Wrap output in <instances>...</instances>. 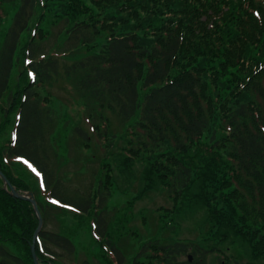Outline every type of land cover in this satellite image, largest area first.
<instances>
[{
    "label": "trees",
    "instance_id": "16d2710c",
    "mask_svg": "<svg viewBox=\"0 0 264 264\" xmlns=\"http://www.w3.org/2000/svg\"><path fill=\"white\" fill-rule=\"evenodd\" d=\"M48 24L62 28L46 52ZM0 28V171L35 197L15 166L26 163L41 179L40 264L75 262L73 242L45 227L52 208H70L94 228L105 264H210L212 254L217 264H264V0H0ZM58 77L78 91L82 123L95 134L61 126L52 97L41 94ZM108 114L125 136L112 133ZM71 134L104 156L87 191L73 196L61 169L84 158L59 153L67 154ZM116 163L142 168L146 193L154 185L167 193L175 209L159 216L162 224L175 228L180 210L201 206L205 225H196V242L134 234L141 247L128 261L125 219L112 223L108 210ZM38 226L33 205L13 197L0 176V264H35ZM233 241L253 258L219 248Z\"/></svg>",
    "mask_w": 264,
    "mask_h": 264
},
{
    "label": "rangeland",
    "instance_id": "374dc122",
    "mask_svg": "<svg viewBox=\"0 0 264 264\" xmlns=\"http://www.w3.org/2000/svg\"><path fill=\"white\" fill-rule=\"evenodd\" d=\"M4 8L6 7L4 6ZM15 11L16 9L12 8V11L10 14H8V17L2 21L3 30H7L10 27ZM7 12L9 13L8 10ZM45 28L48 30V36L42 44L45 48V51L49 52L54 50L53 47L59 40L56 39V34H58L59 30L62 28V25H59L54 30L53 26H49V24L48 26H45ZM17 64L18 67L14 73V81H16L18 72L20 70V61H18ZM42 91L43 92L41 94H46V96L49 95L52 97V102L50 105L53 109V113L61 123L65 122L64 125L61 126L65 127L67 123H71L72 125H81L88 129L92 135L93 132L91 125L89 123L87 124V122L82 123L81 119H83L84 113L82 108L83 103L80 98L81 96L70 81L65 78L58 77L50 85H47ZM107 116L110 118V122L112 124V133L118 138L125 136V130L123 129L124 127L119 121V118L113 114H108ZM67 118H69L68 121H66ZM64 131L65 130H62L63 135L65 133ZM66 144V142L63 144L64 149H67L66 155H64L63 152L59 150L62 159L67 158L78 160L84 158V161L82 162L81 160V162L78 164H76L75 161H72L68 164L67 168L63 167L61 171L64 173V177H67V175L69 176V181H67L70 183H66L67 188L70 190L69 194L71 196H73V193L76 192L83 194L87 191L94 176L93 174H95L94 172L97 171V169L100 171V166L104 157L102 151L103 148L101 149L98 147V152H96L97 148L90 151L86 150L83 147V144H81L79 140H76L72 134L71 140L67 145ZM94 152H96L98 161H94V159L91 158V154ZM56 161L60 163V160ZM50 163H52L55 173L57 172L59 175V171H57L58 165L54 163L53 159H51ZM112 165H114V163H112ZM16 167H18V171L21 172V174L25 176L26 179H28L27 181L36 191V197L32 191L28 192L19 190V192L32 193L35 199H40L41 203L47 201V195L43 190L41 179L39 178L35 169L26 163L21 162L17 163L15 168ZM81 168L83 170H80ZM114 169H118L119 174L114 180V186L111 190V197L108 201V210L112 223L117 220L119 215L125 219L123 224L126 231L128 233L130 232V234L126 233L124 237L128 243V248L126 245L121 246V248L124 251L128 261L133 260L135 253H137L138 249L141 247V244L135 241L134 234L138 236L140 241H148L150 239L156 238L168 242L196 240V225L199 229H204L203 226L205 225V210L202 209L201 206H192V210H180L179 215L176 217L178 224H175L177 226L175 228H172V225L169 226L170 224L168 222L162 224L159 216L164 215V212L166 211L171 212L169 213V216L173 215L175 209L173 202L169 199L163 188L160 187V185H154L151 188V191L146 193L143 190L144 186L142 183L144 182L143 179L145 175L142 174V168L140 167L134 169L133 172L132 170L129 171V169L124 168L122 164L116 163ZM41 197H43V199ZM57 205L58 204L56 203L55 206ZM51 210L54 211V213L47 215L45 227L47 230L68 237L73 242L76 250L74 264H83L85 261H89L92 264H105L100 255V247L95 242V240H97V236L94 228L92 226L89 227L86 223L87 221L80 222L75 217L73 210H70L69 208H65L63 211L62 208H52ZM63 214L65 215L63 216ZM142 218H146L147 223L145 222L143 224L141 220ZM159 222L161 223L159 224ZM233 243L234 241L230 244L219 243V248L227 254H232L241 258L243 255L244 260L245 256H247L246 260L250 259V257L253 258L245 245L241 243H236V245H233ZM203 244L207 245V242L203 241ZM229 248H231L230 251ZM237 252H239V255ZM218 260V255L212 254L209 256L210 264H217ZM67 263L72 264L71 261H67Z\"/></svg>",
    "mask_w": 264,
    "mask_h": 264
},
{
    "label": "water",
    "instance_id": "95a60500",
    "mask_svg": "<svg viewBox=\"0 0 264 264\" xmlns=\"http://www.w3.org/2000/svg\"><path fill=\"white\" fill-rule=\"evenodd\" d=\"M0 176L3 178L4 183H5V188L9 189L10 194L13 197H15V198L29 201L33 205L34 210L37 213V216L39 218V226H38V229H37V231H36V233L34 235L33 244L31 246V252H32L33 259H34V263L35 264H40V262L38 260V257H37V254H36L35 245H36V239L38 237V234L43 228V219H42V217L40 215L38 204H37V202L35 200V197H34V195L32 193H21V192L17 191L16 188L8 181V179L5 177V175L1 171H0ZM189 260H190V262L193 261V256L192 255L189 256Z\"/></svg>",
    "mask_w": 264,
    "mask_h": 264
}]
</instances>
